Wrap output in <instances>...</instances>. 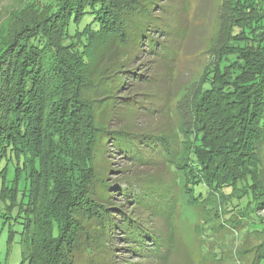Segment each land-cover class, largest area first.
<instances>
[{
	"label": "trees",
	"instance_id": "1",
	"mask_svg": "<svg viewBox=\"0 0 264 264\" xmlns=\"http://www.w3.org/2000/svg\"><path fill=\"white\" fill-rule=\"evenodd\" d=\"M228 3L223 29L248 21L249 1ZM263 7L259 0L264 23ZM189 8V0H20L8 17L26 20L12 21L0 41V196L31 227L30 264H94L99 253L116 264L119 240L141 264H167L180 202L158 171L177 167L178 149L153 122L170 116ZM226 29L231 51L206 70L195 99L199 113L215 105L238 119L234 140L221 157L201 117L183 128L189 200L207 203L203 220L219 217L210 198L228 199L233 188L229 220L264 233V32L253 40ZM229 56L238 59L221 70ZM118 170L128 174L112 186ZM155 216L166 232L149 226ZM260 251L264 237L253 255Z\"/></svg>",
	"mask_w": 264,
	"mask_h": 264
},
{
	"label": "rangeland",
	"instance_id": "2",
	"mask_svg": "<svg viewBox=\"0 0 264 264\" xmlns=\"http://www.w3.org/2000/svg\"><path fill=\"white\" fill-rule=\"evenodd\" d=\"M228 1L189 0V23L172 81L173 99L170 116L165 114L157 117L153 122L157 129L167 134L173 147L178 149V153L176 152L177 155H175L176 159L174 158L178 163L177 167L168 163L161 171H158L164 184L170 186L169 191L174 193L177 203L180 202L177 215L179 232L173 235L177 243L174 246L175 250L168 255L167 264H264V251L253 255L255 245L257 247L261 242L264 233L254 232L244 222L238 224V222L229 220V213L225 210V205L238 200L236 196H233V188L230 192H225L228 199H220L217 193L212 195L211 203H208V206L211 204L216 212L218 211L219 217L212 214L203 220V214L206 212L204 208L207 203L198 205L189 200L188 185L190 182L184 171L186 149L191 144L183 142V128L190 127L195 116L202 118V128L208 131L206 142L209 141L215 149V154L221 152L220 156L223 157L224 151L228 147L225 146V143L234 140V137L230 135L238 119H233L231 114L229 115L215 105H211L205 113H199L196 109L198 105L195 99L199 83L206 70L212 69L216 65L219 54L231 51L229 47L231 39L227 38L226 28L230 34L242 33L253 40L264 32V23L261 21L263 13L259 10V0H239L241 4L246 1L251 4V7L247 8L248 21H244L241 25L232 24L223 29L224 23L232 22L226 9ZM19 4L20 0H0V41L10 33L9 28L12 21L20 25L22 21L26 20L20 11L17 12L19 19L8 18ZM234 43L235 47L242 48L244 46V40H236ZM252 55L253 52L249 56ZM237 59L231 56L224 60L221 59L219 61L220 69L222 70L223 65L228 61L232 63ZM220 84L222 83L220 82ZM208 86L211 87L210 81L206 79L202 83V88L207 89ZM238 143L239 146L236 148L242 149L243 142L239 140ZM114 161H116L115 165L118 169L121 170L122 163L115 155ZM120 170L110 173L112 186L121 184L119 179L127 176V172L122 173ZM203 193L207 196L208 192L203 190ZM5 204L9 206V209L5 210H8L10 214L4 215V208L0 209V264H30L31 227H25L24 215L19 213L18 206L9 204L6 198L0 196V205L4 206ZM259 209L258 214L263 217L264 204ZM149 226L158 232L168 230L166 223L159 216H155L154 222ZM168 238L169 235L166 239ZM122 243L120 240L117 241V248L113 251L116 256L114 259L118 261L116 264H125V260L130 264H141L139 258L133 253L127 252ZM109 255L99 253L94 264H113L109 261Z\"/></svg>",
	"mask_w": 264,
	"mask_h": 264
}]
</instances>
